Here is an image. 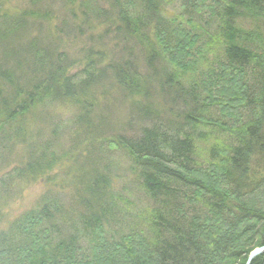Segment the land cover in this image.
Instances as JSON below:
<instances>
[{
    "label": "trees",
    "instance_id": "obj_1",
    "mask_svg": "<svg viewBox=\"0 0 264 264\" xmlns=\"http://www.w3.org/2000/svg\"><path fill=\"white\" fill-rule=\"evenodd\" d=\"M9 1L0 0L5 174L17 146L21 154L0 178V264H246L264 245V0ZM47 29L74 47L52 43ZM109 36L117 57H106ZM116 88L142 98L115 141L153 202L142 231L107 232L109 181L98 165L77 177L76 205L45 196L4 221L8 180L45 178L58 160L29 127L48 108L73 106L84 136L75 157L90 155L114 142L90 115ZM251 264H264V252Z\"/></svg>",
    "mask_w": 264,
    "mask_h": 264
},
{
    "label": "rangeland",
    "instance_id": "obj_2",
    "mask_svg": "<svg viewBox=\"0 0 264 264\" xmlns=\"http://www.w3.org/2000/svg\"><path fill=\"white\" fill-rule=\"evenodd\" d=\"M25 2H27V0H11L9 3L7 2V6L12 9L11 5L13 7L24 6ZM174 9H176L175 5L170 4L167 8L168 15H171ZM45 33V36H47L48 40L50 38L52 43H56L61 40L64 48L69 47V45L74 47L72 43L75 42H67L66 39L55 37L51 34L49 29H47ZM111 41L112 37L109 36L105 44L101 43L103 44L105 53H107V58L111 55L117 57L121 53V47L114 49ZM68 50L71 55L69 56V60H72L73 55L76 57L78 56L77 51L80 52L79 48L76 49L77 51H72V49ZM189 79L190 77L186 75L184 80L187 83ZM110 81L107 82L108 84H106V87L111 85ZM110 92L111 95L109 96H104L103 94H99V96H97V101L100 102V106H98V108H96L90 116L92 121L100 125L101 123L99 121L103 120L104 134L107 135L106 137H110L109 139H113L114 142L112 145L110 144V141L104 142L103 149L101 150L100 146H98V148L89 146L88 148L91 152L90 155H82L80 158L75 157V155L78 154L74 153V147H76L74 146L76 143V136L78 137L77 142L84 139V136L76 135L77 133L80 134L83 132V130H81L83 122L80 125H73L76 122L74 118H76V112L78 111L73 106L60 104L55 106L54 109L48 108L44 124L42 120H36L35 123L29 127L32 136H36V131H39L41 134L36 136L38 139L42 142L50 141L51 150L49 152L54 153L57 157L56 160H58L45 178L28 182L15 177L13 180H11V178L8 180L9 186L11 185L12 193H10V196H7L5 199V202L7 203L3 208V218H5L4 221L9 220L8 218H14V216L20 214L24 210L36 207L45 196L54 197L67 207L76 205L74 199L75 195L79 193V190L77 189V177H80L82 173L83 177L84 174L86 175V173H88L87 171L92 170L98 165L103 168L102 174L107 176L109 181L107 196L108 200L110 199L108 210L111 214V218H109L110 215H108L107 218L109 222L106 224L107 232L109 233L110 231L112 234L114 233V237H118L131 228L136 229L137 232L142 231L143 224L141 216L142 214L145 215L149 209L153 208V202L148 198L144 189L141 187V184H138L135 173L131 170L125 151L121 149L120 146L116 145L117 142H115L118 139L117 135L120 134L118 130L124 127L121 125L125 123L127 117L131 118L129 116L130 114H133L130 104L138 106L139 100L141 101L142 98L138 92H133V94H135L128 97L126 90L122 92V90H117V88L116 90H111ZM110 96L112 98L115 97V100L110 98ZM156 97H161V95L158 93ZM43 115L44 113L41 116ZM142 123L143 120L139 118V120H136L135 122V129L132 131L133 133L127 132V130L122 131V133L126 136L134 135L138 132ZM90 137H93V134L87 136V139L90 140ZM82 144L83 142H80L79 146ZM6 147H11V145H6ZM20 148L17 146L14 149L11 156L12 161L10 166L7 168L9 170L6 174L5 169H2L1 167L2 160L0 159V178L8 175L10 171L20 163L17 161V157L21 154ZM204 148H207V146ZM79 149L80 148L77 147V150ZM0 151L4 154L1 148ZM15 162L17 165L14 164ZM79 238V246L86 248L89 245L91 236H83V233L81 232ZM87 238L90 240L88 241ZM256 248H258V246H255V249Z\"/></svg>",
    "mask_w": 264,
    "mask_h": 264
},
{
    "label": "water",
    "instance_id": "obj_3",
    "mask_svg": "<svg viewBox=\"0 0 264 264\" xmlns=\"http://www.w3.org/2000/svg\"><path fill=\"white\" fill-rule=\"evenodd\" d=\"M264 252V246H260L256 249H254L250 254L246 261V264H251V262L260 254Z\"/></svg>",
    "mask_w": 264,
    "mask_h": 264
}]
</instances>
